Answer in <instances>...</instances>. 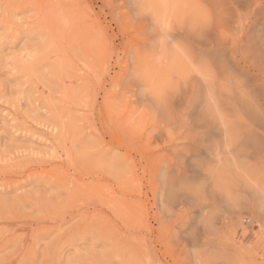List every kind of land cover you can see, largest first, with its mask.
Listing matches in <instances>:
<instances>
[{"label": "rangeland", "instance_id": "rangeland-1", "mask_svg": "<svg viewBox=\"0 0 264 264\" xmlns=\"http://www.w3.org/2000/svg\"><path fill=\"white\" fill-rule=\"evenodd\" d=\"M0 264H264V0H0Z\"/></svg>", "mask_w": 264, "mask_h": 264}, {"label": "bare ground", "instance_id": "bare-ground-1", "mask_svg": "<svg viewBox=\"0 0 264 264\" xmlns=\"http://www.w3.org/2000/svg\"><path fill=\"white\" fill-rule=\"evenodd\" d=\"M157 2V1H156ZM165 4V3H164ZM165 7V6H164ZM172 13V12H171ZM157 19V18H156ZM163 21V20H162ZM167 25V24H166ZM168 69V68H167ZM186 75V74H185ZM184 79V78H183ZM171 80V79H170ZM146 82V81H145ZM167 84V83H166ZM209 96H211V94L209 95ZM211 99V98H210ZM213 99V98H212ZM206 100V99H205ZM215 105V104H214ZM242 110V109H241ZM218 113V112H217ZM225 131V130H224ZM215 142V141H214ZM216 143V142H215ZM227 145H229V144H227ZM213 149V148H212ZM229 149V148H228ZM222 151V150H221ZM226 151V150H225ZM226 154V153H225ZM216 157V156H215ZM227 157V156H226ZM237 158V157H236ZM225 160V159H224ZM236 161V160H235ZM217 162V161H216ZM234 162V161H233ZM222 164H223V161H222ZM214 166V165H213ZM216 166H217V164H216ZM216 166H214L215 168H216ZM211 171V170H210ZM214 173V172H213ZM213 173H211V176H212V174ZM209 179H210V177H209ZM246 181V180H245ZM252 186H254V185H252ZM218 189V188H217ZM226 193V192H225ZM230 196V195H229Z\"/></svg>", "mask_w": 264, "mask_h": 264}]
</instances>
